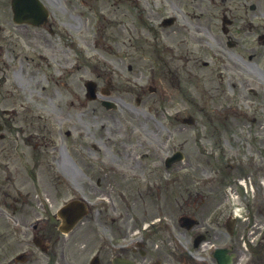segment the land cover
<instances>
[{"label": "rangeland", "instance_id": "374dc122", "mask_svg": "<svg viewBox=\"0 0 264 264\" xmlns=\"http://www.w3.org/2000/svg\"><path fill=\"white\" fill-rule=\"evenodd\" d=\"M45 1L51 10L52 4L55 8V11L52 10V12L56 13L54 19L57 21L58 31L53 36L43 33L41 28L20 27L10 23L8 0H0V21L7 23L4 25L5 30L0 31V38L2 35H4L3 38H8L7 35L12 31L10 34L12 44L10 46L17 54L12 57L7 51L5 52L7 54H4V57L10 61L8 66L10 68H0V78H4V80L2 78L0 87H3V90L11 87L15 97L14 100L11 98L9 101L11 104L16 103L14 101L17 99L29 101L30 103L26 105L31 106V112L39 115L38 118L35 114H30L32 122L38 124V126L34 124L37 126L35 129L41 130L42 126L45 130L51 129V139H53L50 145L40 153L36 152L37 150H32L30 145L29 156H25L18 155L16 152V148H24L20 143L21 140L8 138L9 132L2 133L0 150H8L13 155H0V185H4L0 189V197H7L6 200L13 203L12 198L14 196L19 197L17 192H24L28 197H31L36 193L35 190H38L45 197L51 196L58 201L65 195H72L71 191L79 187L89 196L107 197L106 195H109L117 206V208L114 206L115 209L118 212H120L118 208L123 211L124 215L117 222L111 221L107 211H104L106 218H108L104 222L106 228L104 229L107 230V234L115 233L118 226L124 234L127 229L129 233L135 232L138 228L141 229L148 220L169 213V209L173 210L174 214L178 211L179 205L175 200L178 186L174 185L175 190L170 191V188L152 187L147 182L149 180L148 166L153 168V172H150L151 181L163 174L161 160L164 154L173 152L174 149H180L184 153V160L175 165L174 168H179L180 180L183 181L181 187L188 186L190 182L196 179L212 181L210 185L203 186L204 192L200 193L197 200L200 201L201 196H204L205 193L207 200L203 207H208L211 210L215 205L220 204L224 198L226 211L219 216V220L222 221V218L230 214L231 210L227 187L231 185L240 196L242 195V190L237 186L236 174L232 177L231 174L230 176L227 173L215 171L216 165L219 164L216 160L218 158L209 153L211 152V139L202 135L204 126L197 125L200 132V135L197 136L196 124L183 126L176 119L183 111V107L193 115L195 114L196 117L199 115L198 109L201 98L198 91L201 86L208 91L213 99L221 95L223 99L231 100V96L227 97L225 92L219 91L211 69L203 66L199 60L203 57L204 51H200V49L207 45V41L204 40L203 43L198 39L199 37L195 41V37L183 35L179 31L171 35V40L164 39L157 34L158 41L162 43L171 42L173 51L168 53L166 49L164 51L162 48L165 55L162 56L160 53L159 56L156 52V55L150 58L149 52L155 50H152V44L156 39V33H148L146 25L149 28L157 20L159 14L150 11L147 0L141 1L137 11L125 5H119L118 9H113L110 7L109 0H99L100 10L112 22L107 28L105 27L104 49L106 51L112 49L111 51L115 52L116 55L113 60L124 71L126 70L125 66L131 64L134 69L132 74L139 77L150 69L151 75L154 73L157 75L156 85L161 84L168 90L167 98L165 96L164 100V104L168 107L165 109L167 110L165 114L161 104L151 103L146 96L147 94L137 90V85H134L135 88L131 90L124 75L117 68L119 74L110 73L120 90V92L113 93V98L116 99V108H105L85 96L83 78L96 75L93 74L91 68L85 67L83 69L81 67L83 65L78 64L79 70L76 68L71 72V67L65 73L58 71V64L78 59V57L85 59L86 56L95 51L90 45V40H88L91 35V16L86 12L83 13L86 10L82 6L79 7L77 2L73 0ZM174 1V3H178V0ZM19 37H28L30 43L33 44L27 45ZM71 43L74 45L73 48ZM110 46L113 47L110 48ZM38 49L44 53L46 57L44 60L37 57ZM199 52L200 54H198ZM179 53H182L185 59L179 58ZM196 53L199 58L194 57ZM166 64L170 67V74L167 76L164 73L167 69ZM48 71H51L54 77L56 75L59 77L56 80L52 78L50 81L45 76V72ZM102 76L93 77L100 84L99 78ZM132 79L141 82L135 76ZM12 82L18 85L20 90H15ZM103 83L105 84V81ZM223 85L225 88L228 87L227 82H224ZM215 87L218 92L214 93L209 90L210 88L214 91ZM22 89L23 94L21 93ZM30 90L39 95H32L28 92ZM34 96H37L38 100L35 101ZM143 99L145 101L142 102ZM68 101H74L73 105H70ZM208 102L207 104L211 105L210 100ZM148 104L151 106H149L150 108ZM146 115L149 117L148 124L145 120ZM21 116L24 117L25 115L22 114ZM26 116L21 118L17 115L15 124L27 125L29 121ZM0 122L2 123L3 120L0 119ZM12 137L14 138L13 135ZM198 137L201 141L203 140L202 143L208 151H203L200 148ZM90 143H95L96 147H90ZM168 144L170 145L169 149ZM225 148H227L226 142ZM252 148L255 149L253 145ZM142 153H146L148 157H140ZM115 156L118 159L114 158ZM111 158L114 161L110 160ZM3 160L9 161L13 165L10 170L14 179L8 181L6 175L2 173ZM110 162L122 171V181L117 183L118 187L113 180L115 174L103 169L110 168L112 166L109 164ZM26 167L28 168L25 172ZM254 167L257 168L256 165ZM55 170L68 182L71 191L67 187L65 188L62 182L54 184L56 182L53 173ZM181 171L185 173H181ZM248 171H254V169ZM257 172L254 177L264 173V168ZM28 175L35 176L37 179L31 182L33 179ZM97 178H99L98 183H96ZM118 190L124 192L123 198L118 195ZM190 190L195 192L201 189L191 188ZM164 195H166V199L160 198L162 199V210L158 208L160 214H155L157 213L156 205L158 206L160 199L155 202L150 201V196L153 198ZM1 204L2 201H0V207ZM251 208H254V205ZM31 209L33 207H28L18 213L25 220L31 216ZM188 211L197 217L207 215L200 209L195 211L189 209ZM254 212L258 214L257 211ZM137 215H140L139 218ZM257 216L252 221L239 219L237 225H234V235L231 236L233 244L231 245L236 254L235 264H239L243 259L251 256L242 246V242L245 241L248 247V244L254 243L255 235H259L260 225L264 224V216L259 214ZM3 219L4 215L0 214V220ZM2 226L6 225L0 222V229H6ZM102 227L104 226L102 225ZM224 231L220 224L219 242L229 241L228 235ZM188 237L192 238L190 235ZM5 249H7L5 246L0 245V256L3 255L2 251ZM261 254L264 257V251ZM251 262L257 264V259L251 260Z\"/></svg>", "mask_w": 264, "mask_h": 264}, {"label": "flooded vegetation", "instance_id": "af4514ba", "mask_svg": "<svg viewBox=\"0 0 264 264\" xmlns=\"http://www.w3.org/2000/svg\"><path fill=\"white\" fill-rule=\"evenodd\" d=\"M99 0H81L85 3L89 14H97L102 11L99 8ZM172 6V10L182 19L183 22H174L170 26H163L158 29L159 36L164 39L171 40V35L177 31L183 35H188L207 41V45L201 47L203 57L194 55L201 62L207 59L210 51L215 52L223 57L222 62L216 61L214 68L211 69L213 75H219V72L224 73L225 79L220 78L218 85L219 91L225 92L224 82H227L228 89L232 90L231 100L227 101V111L224 110L223 98L213 99L201 86L198 91L201 102L204 104L211 102L216 113V121L212 122L215 126L213 134L219 140L221 134L227 135L230 141L232 153L238 155L240 147L237 143L239 139L251 142L255 147L254 151L258 154V159L254 162L259 169L264 168V0H168ZM181 3L183 8H181ZM191 8V21L186 24L185 17L180 15ZM180 13V14H179ZM105 18V16H103ZM186 24L184 26L183 24ZM154 32V31H153ZM30 43V42H29ZM171 42L161 43L162 48L168 53L173 51ZM31 44V43H30ZM197 45V44H196ZM150 53V58L153 56ZM165 55V54H164ZM179 58H184L182 53L178 54ZM5 68V65L0 64V68ZM90 68L89 65L86 66ZM96 75L101 76L104 71L95 67L91 69ZM132 68H129L131 71ZM218 76V77H219ZM98 78V77H97ZM100 79V78H99ZM106 77L101 78V83L97 85L101 90L108 94L112 92H120L115 81L111 78L107 83H103ZM259 83L260 88L254 91L253 84ZM210 91L214 92L209 88ZM216 92L217 88L215 87ZM33 95L35 91H28ZM256 96L252 99L260 103L259 111L254 114L253 111L242 109L244 103L250 100V93ZM215 93V92H214ZM260 93V95H259ZM157 94V89L150 91V101H163L164 96L158 94L156 98L152 96ZM110 97V96H109ZM113 98V97H110ZM115 99V98H113ZM38 100L35 98V101ZM101 105V102L99 101ZM11 103L0 98V122L3 133L8 134V138L19 140L21 135L31 134L35 136L37 142L34 144L36 152H42L49 146L52 130L42 126L41 130H37L38 124L32 122V110L23 108L19 114L13 112L12 115H4L5 108L10 109ZM202 108V107H201ZM26 116L29 121L27 125L15 124V118L21 115ZM39 118V116H37ZM252 117L250 121L249 118ZM9 121V122H8ZM37 126H35V125ZM221 124L222 126H218ZM17 125V126H16ZM45 130V132L43 131ZM14 138L12 137V135ZM260 135V137H258ZM236 137V138H235ZM258 137V138H257ZM32 137L24 138L22 146L24 148H16L18 155H28L29 146L32 142ZM1 140V139H0ZM257 144L258 146H256ZM90 147H94L90 145ZM245 157V153H242ZM0 155H13L8 150H0ZM148 157V156H147ZM114 158L118 159L117 156ZM114 161L112 158L110 159ZM238 163L231 166V170H238L240 166H245L246 162L236 160ZM244 163V164H242ZM252 165V161L247 162ZM10 167L13 165L9 161L3 160L2 173L6 175L8 181L14 179L11 176ZM28 167L24 169L26 172ZM150 165L148 166V185H157L159 187H168L171 184V172L166 171L167 176L158 175L156 180L150 181ZM106 173V172H104ZM118 173V171H117ZM115 174V173H112ZM31 182L37 178L28 175ZM114 183L122 181V172L113 175ZM99 178L96 179V183ZM173 184L181 185L182 181H173ZM0 185V189L3 188ZM20 192H17V194ZM109 199V195H106ZM123 198L124 196H120ZM7 197H0V201L8 205ZM59 199V198H58ZM14 206L12 211L10 206L6 209L0 207V214L4 215L2 222L6 229H0L1 246L7 249L3 250V255L0 256V264H114V259H122L123 263L127 264H218L213 256V253L208 248L214 243L217 244L220 239L219 219L213 213L202 215L196 219L194 225L189 228H183L182 222L178 218L172 217L169 214L162 216L158 223L155 219L147 221L145 230L137 229L135 232L125 234L118 228L115 233H106L104 212L97 210L95 213L88 212L83 219L76 223L67 233H63L59 229V218L57 215L58 201L54 197L48 196L42 202H37L36 206H31L28 203L27 197H13ZM28 207H33L29 217L25 220L19 215V211L26 210ZM123 212V211H122ZM43 216L44 220H38L35 228L31 230V234L27 231V221L35 216ZM122 216L124 215L121 214ZM144 217V214H142ZM26 216V215H24ZM28 216V215H27ZM140 215H137L139 218ZM122 217H120L121 219ZM12 219V220H11ZM36 219V218H34ZM119 219V220H120ZM256 218H253L255 220ZM165 220V221H164ZM23 227L22 229L14 228L13 223ZM102 225L104 227H102ZM119 225V224H118ZM10 227V228H9ZM105 228V229H104ZM136 234V235H135ZM203 235L204 245L194 246L190 235ZM134 235V237H133ZM138 235L140 237H138ZM140 238L138 241L137 238ZM215 241H214V240ZM190 244L199 256L204 255L205 263H197L186 254L183 249V244ZM226 244V243H225ZM229 252H234L231 243L226 244ZM9 252V253H8ZM22 252H25L22 253ZM1 253V250H0ZM235 254V253H234ZM264 264V257L262 260Z\"/></svg>", "mask_w": 264, "mask_h": 264}]
</instances>
